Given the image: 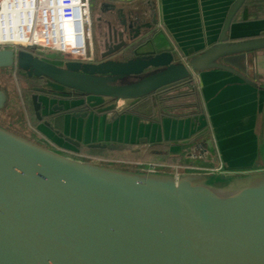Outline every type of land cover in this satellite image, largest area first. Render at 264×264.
<instances>
[{
	"label": "water",
	"instance_id": "obj_1",
	"mask_svg": "<svg viewBox=\"0 0 264 264\" xmlns=\"http://www.w3.org/2000/svg\"><path fill=\"white\" fill-rule=\"evenodd\" d=\"M245 1L230 5L217 42L200 53L187 50L183 61L153 29L155 20L123 37L127 13L119 7L123 31L98 61L58 65L30 49L2 47L0 68L15 66L84 95L122 101L214 68L255 86L246 59L264 50V35L228 37ZM5 100L0 89V107ZM31 103L40 120L36 94ZM87 146L138 150L121 142ZM0 264H264V172L131 171L64 155L0 126Z\"/></svg>",
	"mask_w": 264,
	"mask_h": 264
},
{
	"label": "crops",
	"instance_id": "obj_2",
	"mask_svg": "<svg viewBox=\"0 0 264 264\" xmlns=\"http://www.w3.org/2000/svg\"><path fill=\"white\" fill-rule=\"evenodd\" d=\"M130 2L137 7L138 16L148 19L150 14L153 15L156 21L153 29L162 31L177 57L183 61L187 50L200 53L217 42L226 13L234 0ZM260 35H264V0H246L230 24L229 40ZM246 67L255 86L222 69L191 73L189 82L197 92L202 107L200 114L182 118L163 116L160 120L153 118V113L150 119L121 115L112 119L124 123L121 132H111L118 140L97 142L131 143L138 148L134 145L135 138L138 144L168 141V153H183V158H186L179 164L202 169L220 166L215 172L223 176L264 172V50L248 55ZM159 121H162V127L158 132L156 122ZM56 128L73 139L68 131L60 130L59 126ZM149 130L151 136L147 135ZM140 138L146 140L140 142ZM201 142L205 148L200 146Z\"/></svg>",
	"mask_w": 264,
	"mask_h": 264
},
{
	"label": "rangeland",
	"instance_id": "obj_3",
	"mask_svg": "<svg viewBox=\"0 0 264 264\" xmlns=\"http://www.w3.org/2000/svg\"><path fill=\"white\" fill-rule=\"evenodd\" d=\"M103 1L108 2L107 0H89V19L91 40L94 48V59L98 57V52L103 49L104 43L108 40L109 24L107 21L109 20L111 22L112 28H119L116 22L117 8L122 7L127 13L128 9L132 6V2L129 3V1L120 0L111 1V3L115 6L114 9H103L101 4ZM16 34L17 33L9 34L8 32L6 35H2L1 38L3 39L6 37L10 41L13 40L11 37L16 38L19 36V34ZM9 46L10 45H5L4 47ZM42 52L46 53L45 56H48L49 58L51 57V59L48 58L50 61H57V57L62 56L60 54L58 55L57 52L49 50ZM31 86L43 89V92H40L39 94V100L47 104L44 112L48 111V106L52 103L56 105H63L66 109H68V113L57 112L54 118L46 119L49 120L53 126H59L60 130L68 131V135H70L73 139L80 140L82 143L81 146L76 147L72 143L64 141L63 138L57 136L51 129L35 118L30 98L31 93L35 91L28 90ZM0 89L6 93L4 105L0 107V126L8 131L29 141L83 161L131 171L140 169L136 163L142 160L135 156L103 155L99 154L95 148L87 147L85 145V143L103 140H118V138H114L112 136L111 132H121L124 128V123L118 120L116 121V119L108 120L104 114L99 115L93 112L90 107L98 105H100L98 108L119 107L123 104L122 100L108 101L107 97L94 95H84L83 99H76L73 97L74 92L69 89L68 98H66L63 94L66 90L65 87H62L50 80L28 78L24 73L17 70L15 66L0 68ZM47 94L51 95V97ZM192 99L193 98L190 100ZM193 106L194 104L191 103V105L187 108H182L181 106L175 107L174 111L176 113H181L185 110L188 111L192 109ZM71 111H87V114L85 116H74L71 114ZM153 118L160 120V113L155 111L153 113ZM162 121L156 122L158 132L162 127ZM150 134L151 131L149 130L147 135L151 136ZM134 145H140L137 143V138L134 140ZM182 159L186 160L185 157ZM151 161L161 163L160 159H152ZM197 168L202 169V167ZM165 169L170 170V168Z\"/></svg>",
	"mask_w": 264,
	"mask_h": 264
},
{
	"label": "built area",
	"instance_id": "obj_4",
	"mask_svg": "<svg viewBox=\"0 0 264 264\" xmlns=\"http://www.w3.org/2000/svg\"><path fill=\"white\" fill-rule=\"evenodd\" d=\"M89 0H0V22L21 17L20 33L23 45H10L13 48H26L45 56L42 51L57 52L59 60L68 59L92 61L91 30L89 25ZM65 56V57H63ZM69 56V58H68ZM51 59V57H50ZM54 59V58H53ZM143 170H166L174 174L187 171H218L221 167L199 169L188 164H169L152 161H138Z\"/></svg>",
	"mask_w": 264,
	"mask_h": 264
},
{
	"label": "trees",
	"instance_id": "obj_5",
	"mask_svg": "<svg viewBox=\"0 0 264 264\" xmlns=\"http://www.w3.org/2000/svg\"><path fill=\"white\" fill-rule=\"evenodd\" d=\"M35 55L37 52L32 51ZM41 57V56H40ZM47 59L45 57H42ZM28 78H36L34 76ZM190 76L168 84L159 88L153 93L144 97L127 100L119 107L98 108V106L90 107L97 114H104L108 120H112L121 115H135L141 119H150L151 113L158 111L160 117L169 116L172 118H182L190 115L200 114L202 107L198 99L197 92L190 85ZM193 98L192 100H190ZM108 101L117 100L108 98ZM191 103L194 104L190 110L181 113L174 111L175 107L187 108ZM89 109V108H88ZM35 116V115H34ZM36 118V117H35ZM168 141H155L140 144L137 151L131 150H108L95 148L99 154L114 156H135L142 161H151L152 159H160L161 163L176 164L181 163L183 153L171 155L167 152ZM153 162V161H152Z\"/></svg>",
	"mask_w": 264,
	"mask_h": 264
},
{
	"label": "flooded vegetation",
	"instance_id": "obj_6",
	"mask_svg": "<svg viewBox=\"0 0 264 264\" xmlns=\"http://www.w3.org/2000/svg\"><path fill=\"white\" fill-rule=\"evenodd\" d=\"M107 1L108 2H104L103 1L101 3L102 4V8L103 9L104 8H107V9L110 10V8H111V1L110 0H107ZM126 16H127L126 23H124L125 26H126V31H124L123 37L127 36L129 32H130L129 35L132 36L133 34L136 33V30H139L140 32L144 31L145 30V27H143V24L145 22H151L153 20V18H152L153 15L152 14H150V17L148 19L143 18L142 15H139L138 16L136 14H131L130 12L127 13ZM116 22H117V25H118L119 28H112L111 27L112 26L111 25V22L109 20L107 21V23L109 24L108 40L104 43L103 49L98 52V57L95 58L94 61H98L99 60V55H100V53L102 51H106L108 47H112V42L115 43V40L114 39H116V41L119 40L120 37L118 35V32L123 31V24H122L123 18H122V16L119 15L118 11H117V14H116ZM129 24H131L130 27H128ZM138 26H139V28H137ZM57 61L56 60H52L51 62H53L55 64H58V65H63V63H64V61L59 60V59ZM17 70H19L20 72L24 73L27 77H32V76H28L25 71H22V70H20L18 68H17ZM36 78L38 80L39 79L40 80L41 79L48 80V79L43 78V77H36ZM65 88H66L67 91L65 90V92L63 94H64V97L68 98V89L69 88H67V87H65ZM28 90H30V91L31 90H34L35 92L31 93L30 98H31V96L33 94H36L38 96V100H39V94H40V92H43V89L42 88H40V87H34V86L29 87ZM69 90H71L72 92H74V94H73L74 95L73 96L74 98H76V99H83L84 98V94H82L81 92L75 91L73 89H69ZM47 95L51 97V95H49V94H47ZM48 99H50V98H48ZM39 102H40V109H39V111H40V115H41V119L39 121H41L44 125H46L44 122H47L48 125H46V126L49 129H51L53 132H55V134L58 135L59 137L63 138L64 141L68 142L67 140L64 139L65 136L66 137H68V136L65 135L64 133L60 132L56 127H54L52 125V123L49 120L46 119V118H49V119L54 118L55 115L57 114V112L68 113V109H66L63 105H56V104L52 103L51 105L48 106V111L44 112L45 108L47 107V104L41 102L40 100H39ZM84 112L87 113V111H84ZM84 112H74V111H71V114H73L74 116H76V115L77 116H82V114ZM33 113H34V111H33ZM60 133L62 135H60ZM81 145L82 144L79 143L78 146H76V145L75 146L76 147H79Z\"/></svg>",
	"mask_w": 264,
	"mask_h": 264
},
{
	"label": "bare ground",
	"instance_id": "obj_7",
	"mask_svg": "<svg viewBox=\"0 0 264 264\" xmlns=\"http://www.w3.org/2000/svg\"><path fill=\"white\" fill-rule=\"evenodd\" d=\"M21 17H13L11 20H6L4 23L0 22V43L2 44H16V45H23L24 44V37H22V33H20L19 25L21 24ZM89 25H90V19H89ZM91 31V30H89ZM17 33L19 36L16 38L11 37L13 40H8L6 37L1 38L2 35H6L7 33ZM16 34V35H17Z\"/></svg>",
	"mask_w": 264,
	"mask_h": 264
}]
</instances>
